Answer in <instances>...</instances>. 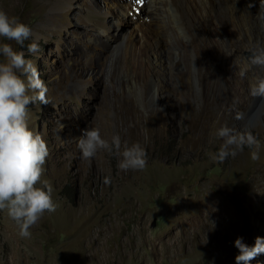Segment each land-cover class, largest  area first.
Masks as SVG:
<instances>
[{
    "label": "rangeland",
    "instance_id": "1",
    "mask_svg": "<svg viewBox=\"0 0 264 264\" xmlns=\"http://www.w3.org/2000/svg\"><path fill=\"white\" fill-rule=\"evenodd\" d=\"M106 4L0 0V10L31 29L22 46L0 43L32 60L48 89V104L28 106V125L47 143L43 180L58 205L27 239L0 212V264H236L238 237L249 247L264 238V103L257 97L252 106L249 89L231 82L220 50L210 60L203 44L178 36L177 59L186 66L178 80L152 63L166 79L126 86L119 80V50L109 51L110 60L89 52L88 40L99 30L86 9L107 10L114 27L118 8ZM149 33L148 41L159 44L157 56L166 59L164 35ZM33 42L36 54L28 52ZM157 56L147 59L157 62ZM225 123L259 140V160L247 146L222 164L210 159L222 143L215 132ZM92 128L109 142L118 134L122 144L139 143L146 168L122 172L120 157L106 151L83 159L77 141ZM224 212L237 222L224 219ZM248 264H264V253Z\"/></svg>",
    "mask_w": 264,
    "mask_h": 264
},
{
    "label": "clouds",
    "instance_id": "2",
    "mask_svg": "<svg viewBox=\"0 0 264 264\" xmlns=\"http://www.w3.org/2000/svg\"><path fill=\"white\" fill-rule=\"evenodd\" d=\"M30 35L29 26L20 22L18 17H10L0 10V38L22 46ZM39 51L37 43L28 45L29 53ZM0 57L3 58L0 60V212H6L18 226L20 237L27 239L32 235L31 229L44 215L54 213L58 208L52 198L51 184L43 180L44 165L49 156L47 143L28 125V106L37 102L48 104V89L34 62L26 59L23 52L15 51L11 43H0ZM255 69H264V49L251 52L238 74L243 78ZM249 95L260 97L264 103V76H251ZM63 127L61 124L60 130ZM215 135L222 143L216 153L209 154L212 161L222 164L229 157H236L245 146L252 149L251 159L259 160L261 145L250 132H238L225 123ZM77 147L85 160H91L100 151L120 157L117 166L122 172L143 171L147 166L146 150L139 143L122 144L118 134L113 135L109 142L102 138L97 128L84 130ZM103 183L110 184L111 178L105 177ZM212 226L214 228L215 224ZM234 247L239 251L235 257L236 264H248L264 253V238L257 237L254 245L249 247L242 237H238Z\"/></svg>",
    "mask_w": 264,
    "mask_h": 264
},
{
    "label": "bare ground",
    "instance_id": "3",
    "mask_svg": "<svg viewBox=\"0 0 264 264\" xmlns=\"http://www.w3.org/2000/svg\"><path fill=\"white\" fill-rule=\"evenodd\" d=\"M111 1L118 8V14L115 12L114 27L106 22L107 10L96 12L90 8L86 9V16L99 30L98 37L89 38L88 47L91 54L98 51L103 58L108 57L110 50L120 51L118 72L122 74L123 79L119 77V80L125 81L126 86H134L144 78H155L160 83L162 79H166V74H169L172 81L174 78L178 80L181 70H186V66L182 68L177 59L180 49L174 45L176 36L190 39L195 44H203L210 60L217 54V50H220L225 63L230 66L229 78L239 88L249 89V79L252 75L264 76V69H255L243 78L238 74L245 58L250 55L249 52L264 49V0ZM139 2L142 3L141 6H138ZM104 3L107 5L110 0H104ZM143 6L142 16L140 12ZM123 24H127L129 28H124ZM150 31L156 35H164L166 59L157 56L159 44L155 42L153 45L148 41ZM148 56H157L158 61L152 62L147 59ZM152 63L163 69L167 67L168 72L165 74L158 69L160 72L157 73ZM218 70L220 65L215 64L214 71ZM223 216L224 219L226 217L229 221L237 222V217L228 212H224ZM260 256L261 254L257 255L256 260Z\"/></svg>",
    "mask_w": 264,
    "mask_h": 264
},
{
    "label": "water",
    "instance_id": "4",
    "mask_svg": "<svg viewBox=\"0 0 264 264\" xmlns=\"http://www.w3.org/2000/svg\"><path fill=\"white\" fill-rule=\"evenodd\" d=\"M256 99H257V97L256 98H253V101H252V106H254V105H256Z\"/></svg>",
    "mask_w": 264,
    "mask_h": 264
}]
</instances>
